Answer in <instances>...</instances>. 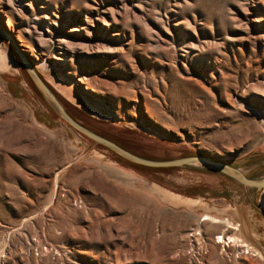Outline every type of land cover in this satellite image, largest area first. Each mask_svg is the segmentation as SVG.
<instances>
[{"label":"rangeland","instance_id":"374dc122","mask_svg":"<svg viewBox=\"0 0 264 264\" xmlns=\"http://www.w3.org/2000/svg\"><path fill=\"white\" fill-rule=\"evenodd\" d=\"M0 24L79 117L82 96L114 112L85 118L97 128L147 155L200 150L264 175V0H0ZM155 184L198 198L177 193L194 206L178 205ZM246 191L199 165L140 169L95 144L0 39V264H264V187ZM243 213L244 242L263 257L229 261L241 247L215 235Z\"/></svg>","mask_w":264,"mask_h":264},{"label":"water","instance_id":"95a60500","mask_svg":"<svg viewBox=\"0 0 264 264\" xmlns=\"http://www.w3.org/2000/svg\"><path fill=\"white\" fill-rule=\"evenodd\" d=\"M0 39H5L9 42L14 54L19 58L23 70L26 71L29 81L34 90L40 94V96L43 98V101L53 112H55L58 117L67 122V124L77 130L79 133L94 141L95 144H99L105 149L112 151L121 160L123 159L129 162L135 165L137 168H147L151 171L156 172H158L160 169L174 166L199 165L206 171L224 174L230 179L243 184L244 187H246V193L248 192V196H250L249 187H264V175L258 177L251 176L247 174L240 166L234 164L232 159L227 158L226 156L216 158L200 150H196L195 152H191L188 154H181L170 157L151 156L139 151L133 146H130L124 141L122 137L108 134L102 129L97 128L96 126L89 123L85 118H94L95 121L102 122L105 121V119H116L114 112L107 109L104 105L93 103L92 101L82 96V99L81 97L79 99L83 102L85 107L75 106V108L78 109L85 117L84 119H82L83 117H79L75 112L72 111V109L64 101L60 93L38 71L34 59L26 56L22 52V50L19 48L20 45L17 43L16 38L10 33V30L4 24H0ZM93 112L103 115V117H101L103 119L99 118L98 116V118H96L93 115ZM173 192L179 193L184 196L193 197L192 195L183 194L181 192ZM243 216L240 215V218L238 219L234 217L233 220H231L230 218L229 219L233 223L236 222L235 225H237V229L235 230V234L237 232L236 235L238 236V238L243 242H247L246 237L242 234V224L244 220L247 222V218L245 216V218H242Z\"/></svg>","mask_w":264,"mask_h":264},{"label":"bare ground","instance_id":"6f19581e","mask_svg":"<svg viewBox=\"0 0 264 264\" xmlns=\"http://www.w3.org/2000/svg\"><path fill=\"white\" fill-rule=\"evenodd\" d=\"M12 34V33H11ZM133 180V179H132ZM153 187L163 196V198L167 199L168 201L172 202V203H175V204H186L188 206H194L193 203H190V202H187V201H184L183 199V196L180 197L179 194L177 193H174L170 190H167L165 188H162L161 186H158V185H153ZM186 200V199H185ZM196 200V199H195ZM189 201V200H188ZM194 201V200H193ZM202 204V203H200ZM238 213V212H237ZM241 214V213H240ZM227 224V226H230V225H233L234 227L233 228H236L237 229V225L233 224L231 222V220L228 218H223ZM201 220H212L214 222H220L221 219L217 216H214L210 213H205L204 215H202L201 217ZM243 225V224H242ZM246 229V228H245ZM201 232V231H199ZM217 242H224V244L226 243H239V244H242V245H245V250L246 251H253V253H255L256 255H259L260 257L262 256L260 254V251L258 250H255V249H252V246H250L249 244L241 241L238 236L235 234V231L229 233V234H222V235H218V238H217ZM254 248V247H253ZM263 257V256H262Z\"/></svg>","mask_w":264,"mask_h":264},{"label":"built area","instance_id":"2783aa9c","mask_svg":"<svg viewBox=\"0 0 264 264\" xmlns=\"http://www.w3.org/2000/svg\"><path fill=\"white\" fill-rule=\"evenodd\" d=\"M73 204L74 205H79V206H81L82 205V200L81 199H77V198H74L73 199ZM197 234H200V233H196V232H192L190 235H197ZM215 238H216V241H217V238H218V234L217 235H215ZM225 245L226 246H231V245H234V243H226V244H222V247H224L223 249L224 250H226V248H225ZM236 245L238 246V247H241V248H239L236 252H230V254H228V259H229V261H231L232 260V258L233 257H235V258H240L244 253L246 254V253H250V251H246L244 248H245V245H242V244H239V243H236ZM69 251L70 250H67V252H66V254H69ZM204 253H206L207 252V249L206 250H204L203 251ZM68 258H70V260H69V264H81L80 262H78L77 260H75L74 258H71V257H68ZM203 264H205L204 262H202ZM84 264V263H83ZM230 264H232V263H230Z\"/></svg>","mask_w":264,"mask_h":264}]
</instances>
